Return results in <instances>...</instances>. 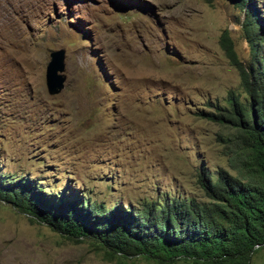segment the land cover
Masks as SVG:
<instances>
[{"label":"rangeland","instance_id":"rangeland-1","mask_svg":"<svg viewBox=\"0 0 264 264\" xmlns=\"http://www.w3.org/2000/svg\"><path fill=\"white\" fill-rule=\"evenodd\" d=\"M247 1L264 16V0ZM241 5L0 0V180L124 210L167 196L207 200L202 169L212 180L219 170L261 179L235 121L234 103L252 98L220 40L227 31L250 64ZM59 49L65 80L50 94L46 66ZM0 264L158 263L66 237L0 199ZM251 264H264V246Z\"/></svg>","mask_w":264,"mask_h":264},{"label":"trees","instance_id":"trees-1","mask_svg":"<svg viewBox=\"0 0 264 264\" xmlns=\"http://www.w3.org/2000/svg\"><path fill=\"white\" fill-rule=\"evenodd\" d=\"M242 24L253 57L244 66L224 31L221 44L239 71L241 86L252 98L235 102L242 133L250 142L251 164L261 179L243 181L219 170L216 180L200 170L207 200L171 197L146 201L139 208L110 209L82 196L48 195L29 183L0 180V199L66 237L90 238L111 254L143 256L158 264L177 259L194 264H251L264 246V16L248 6ZM251 168V167H250ZM165 196V195H164ZM163 197V196H162Z\"/></svg>","mask_w":264,"mask_h":264},{"label":"water","instance_id":"water-1","mask_svg":"<svg viewBox=\"0 0 264 264\" xmlns=\"http://www.w3.org/2000/svg\"><path fill=\"white\" fill-rule=\"evenodd\" d=\"M64 70V50H54L50 53V61L46 66V85L50 94L58 93L65 80L61 73Z\"/></svg>","mask_w":264,"mask_h":264}]
</instances>
